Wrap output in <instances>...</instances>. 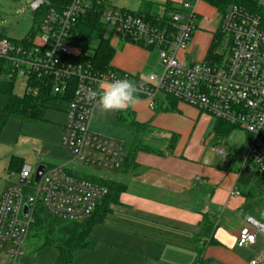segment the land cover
<instances>
[{"label": "built area", "instance_id": "built-area-1", "mask_svg": "<svg viewBox=\"0 0 264 264\" xmlns=\"http://www.w3.org/2000/svg\"><path fill=\"white\" fill-rule=\"evenodd\" d=\"M200 1L171 0L167 27L159 28L129 10L109 5L107 0H71L61 10H46L31 41L16 43L0 38V58L9 64L8 77L22 81V94L36 96L41 89L37 82L56 95L73 88L60 140L71 164L45 166L38 180L31 166L23 165L16 179L3 189L0 264H18L36 207L66 221H80L90 216L106 196V186L91 177L106 179L107 175L86 173L80 166L83 163L112 170L120 168L126 158L128 147L123 142L89 130L95 105L88 101L87 94L102 79L137 82L141 85L139 100L147 101L150 107L161 94L244 130V163L264 181V29L260 17L240 6H229L220 15L215 30L221 35L215 41V60L187 63L180 59V53L186 50L198 27L196 7ZM256 1L264 4V0ZM44 5L46 0H33L28 7L35 12ZM88 10L99 13L111 38L157 49L162 70L148 74L155 83H144V75L113 67L98 70L90 61L79 59L81 50L72 44L71 28ZM215 152L226 154L224 148H216ZM257 235L264 243V223L246 217L237 242L240 246L252 245ZM263 255L264 249L250 264H257Z\"/></svg>", "mask_w": 264, "mask_h": 264}, {"label": "crops", "instance_id": "crops-1", "mask_svg": "<svg viewBox=\"0 0 264 264\" xmlns=\"http://www.w3.org/2000/svg\"><path fill=\"white\" fill-rule=\"evenodd\" d=\"M146 1L163 5L166 0ZM138 6L134 9L121 8L135 11ZM196 8L199 13L198 27L186 50L180 53V59L187 63L199 62L206 57L218 25L217 22L212 27L208 18L210 13L217 14L215 8L202 0ZM111 39L120 48L117 51L110 41L115 49L110 65L115 69L144 76L162 70L155 48L146 49L115 37ZM156 66H160L161 70L156 71ZM128 110L136 121L155 129L145 139L155 142L162 154L139 151L133 160L125 158L123 165L117 168V174L106 173L107 178L126 188L120 193L118 202L110 205L111 212L103 223L90 230L89 239L96 242V248L78 249L72 264H194L195 238L200 233L204 214L214 221L212 240L210 244H205L203 251L207 264H250L252 259L263 253L264 243L260 235L249 246H240L237 242L245 218L251 217L243 211L245 199L240 192L242 188L236 185L239 174L244 170L234 172L232 160L224 159L223 162L214 150L216 144L230 137L234 131L226 138H220L210 132L213 124L210 116L181 102H176L175 109L171 110L163 95L155 98L152 107L140 99L134 108ZM61 112L65 116L47 120L44 113L43 120L37 122L51 125L49 129L45 127L43 136L34 138L35 133L31 131L35 129H24L25 133L34 134L28 136L32 140H40L42 156L37 165L71 164V157L70 160L67 157L69 153L60 143L66 120V111ZM116 113L114 121L131 129V140L128 144L123 142L128 147L134 140V128L127 122H118ZM173 134L177 135V142L169 151L166 141ZM211 137L216 140L213 144L209 141ZM224 146H229L227 141ZM11 155L14 154H10L9 158ZM63 161L67 163L62 164ZM242 163L245 164L244 160ZM246 174L255 173L251 168ZM7 185L8 182L0 194ZM52 251L44 264H53L56 252ZM32 258V255L23 254L18 261L20 264H33ZM257 264H264V255Z\"/></svg>", "mask_w": 264, "mask_h": 264}, {"label": "trees", "instance_id": "trees-1", "mask_svg": "<svg viewBox=\"0 0 264 264\" xmlns=\"http://www.w3.org/2000/svg\"><path fill=\"white\" fill-rule=\"evenodd\" d=\"M39 10L33 12V23L29 32L20 40H12L19 43L22 41L33 39L37 32L38 24L41 16L49 7L61 10L66 7L71 0H46ZM212 6L221 15L231 5H237L248 12L256 14L260 17L261 27L264 29V4L260 5L256 0H202ZM170 1L166 2L163 10L160 11L159 4L143 0L140 2L137 10L132 13L140 16L148 23L156 25L159 28L167 27L169 18L167 11L173 6ZM130 11V10H129ZM72 44L81 50V61H90L98 70H105L109 67L114 56L115 49L110 43V34L106 25L101 21L97 11L88 10L80 15L71 28ZM6 37L0 35V38ZM221 35L214 33L213 41L209 46L206 54L207 60H215L213 51L217 46L216 40H220ZM9 64L0 58V133L9 118H14L21 123H37L43 120L46 110L66 111L69 102L72 99L73 88L67 92L56 95L51 93L48 87L41 86L36 96L17 95L14 92L15 81L8 77ZM34 84V83H33ZM169 105V109H175V99L165 96ZM118 122H127L134 128V140L127 148L126 159L133 160L135 154L141 152H159V146L155 142L146 140L150 133L154 132L150 125L136 121L134 115L129 111H121L116 113ZM236 127L230 123L219 119H213L211 133L216 134L220 138H226ZM177 142V135L173 134L166 141V149L172 151ZM23 166L21 158L11 155L9 158V169L11 172H18ZM240 173L236 185L242 188L240 191L244 197L243 211L245 214L256 218L260 222H264V181L259 174ZM92 180L106 186L107 194L99 202L97 207L87 218L80 221H66L47 213L41 206L36 207L33 213V221L29 227L30 236L40 241L35 246L34 251H40L49 247L55 250L56 258L53 264H72L78 249H94L96 242L89 239L90 230L98 224H102L105 217L111 212L110 205L116 204L121 192L125 190V185L111 179H95ZM200 233L195 238L196 262L194 264H207L208 260L203 259V251L206 243L211 242L212 232L214 229V221L209 218L208 214L202 216L200 222ZM28 233V235H29Z\"/></svg>", "mask_w": 264, "mask_h": 264}, {"label": "rangeland", "instance_id": "rangeland-1", "mask_svg": "<svg viewBox=\"0 0 264 264\" xmlns=\"http://www.w3.org/2000/svg\"><path fill=\"white\" fill-rule=\"evenodd\" d=\"M32 1L33 0H0V35L6 36L7 38H10L12 40H20L25 37V35L29 32L31 28L34 18L33 11L28 7L29 3H31ZM168 1L171 2V0H166L164 1V4ZM107 2L109 5L116 6L118 8L124 6L134 9L139 5V0H107ZM163 5L159 7L160 11L163 10ZM22 8H24V11H22ZM210 14L211 15H209L208 18H210L211 20V26L215 27L218 22V17H220L221 14L219 12H217V14ZM110 41L113 45H115V40L111 39ZM115 46L116 50L119 51L120 48L117 45ZM153 52L155 53V51ZM152 59H154L153 56ZM152 66H154V63H152ZM160 66H156V71L161 70L162 66ZM22 85L23 84L21 80H17L15 82V94H22ZM158 95L160 96L161 94ZM114 113L101 114L100 111L95 107L90 120V130L95 134H99L101 136L108 137L114 140L119 139L121 142L128 144V142L131 140V129L127 126L117 124L114 121ZM62 115L65 116V114L61 111L47 110L45 113V119L48 120V118L51 119L53 117H60ZM39 123H36L38 126H36V124L27 123L21 125L14 118H9L6 121V124L0 133V191L4 184L9 181H14L17 176L16 173L11 172L9 169L10 154L20 156L24 164L30 165L32 170L35 169L37 161L42 156L40 140H32L30 137L33 133H25L24 129L30 127L35 129L34 131H31L35 133L34 138L38 136H43L46 133L45 129L51 128V125L46 126L44 124ZM209 141L211 144L216 142L214 137H211ZM225 141L228 142V147L224 146ZM246 147L247 133H245V131L242 129L236 128L234 132L230 135V137L223 139V141H220L219 144H216L214 150L216 148H224L226 151L225 156L216 153L219 159L223 162H225V160H232V164H234V172L236 170L237 173L241 169L244 170V173L246 174V172L251 169V166L249 164L242 163V158L244 156ZM67 157H69L70 160V156ZM30 158L34 159L31 160ZM63 162L64 163L62 164L67 163V161ZM80 166L82 167L81 169L86 173H108L109 175H115L118 173V169L107 170L101 167L84 165L83 163ZM39 243L40 241L36 238L31 237L29 233L23 247L25 255H32L33 258L31 262L33 264H44L45 261L50 258V252H53L52 249L49 247L43 248L44 250L41 249L40 251H34L35 246ZM19 261L18 264H20Z\"/></svg>", "mask_w": 264, "mask_h": 264}, {"label": "clouds", "instance_id": "clouds-1", "mask_svg": "<svg viewBox=\"0 0 264 264\" xmlns=\"http://www.w3.org/2000/svg\"><path fill=\"white\" fill-rule=\"evenodd\" d=\"M141 80L155 83V78L150 75L142 76ZM140 87L127 78L102 79L95 89L88 92L87 99L101 114L126 111L138 104Z\"/></svg>", "mask_w": 264, "mask_h": 264}, {"label": "water", "instance_id": "water-1", "mask_svg": "<svg viewBox=\"0 0 264 264\" xmlns=\"http://www.w3.org/2000/svg\"><path fill=\"white\" fill-rule=\"evenodd\" d=\"M45 169V165L44 164H38L35 169H34V177L35 180H38L39 176L41 175V173L44 171ZM27 209L24 208V213L26 214Z\"/></svg>", "mask_w": 264, "mask_h": 264}]
</instances>
